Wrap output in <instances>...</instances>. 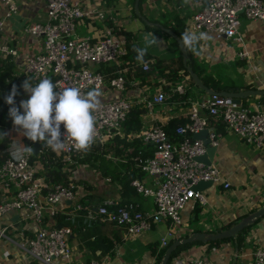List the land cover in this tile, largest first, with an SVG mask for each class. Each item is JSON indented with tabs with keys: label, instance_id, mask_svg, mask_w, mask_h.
<instances>
[{
	"label": "built area",
	"instance_id": "obj_1",
	"mask_svg": "<svg viewBox=\"0 0 264 264\" xmlns=\"http://www.w3.org/2000/svg\"><path fill=\"white\" fill-rule=\"evenodd\" d=\"M42 1L45 2V20L28 23L21 30L22 36L42 37V50L35 55L25 56L22 67L16 73L12 71L17 79V89L21 77L28 76L33 80L52 79L56 91L76 87L82 94H87L108 85L123 94L127 79L121 72L125 68L115 70L116 74L112 75L106 70V66L117 64L127 53L130 39L110 24L104 11L94 12L101 23L97 38L87 33H79L78 21L90 13L80 0ZM197 1L199 7L187 25L189 32H205L215 39L225 37L241 42L239 26L242 17L264 23V0ZM0 7H3V15H0V59L14 62L18 50L5 43L1 35L4 20L18 11V4L15 0H0ZM142 69L145 70L143 65ZM183 91V86L178 84L170 86L168 91L159 89L152 96L127 98L120 95L100 100V107L94 113V141H102L108 131L119 128L133 105L141 104L152 110L155 105L167 101L174 92ZM9 94L6 95L4 91L0 102L6 104ZM211 118L221 122L225 131L233 132L242 141L255 146L264 145V109L238 102L231 97L206 94L190 103L187 119L175 128V136L170 137L159 123H154L142 134V140L156 149L150 157L136 156L135 160L137 166L151 176L154 185L146 186L136 177L131 183L137 191L153 198V209L144 210L136 201L115 203L109 200L97 208L100 220L116 224L131 238L151 230L154 224L164 220L167 229L159 240L157 251L167 247L175 237L176 228L183 223L182 210L186 203L190 200L206 203L204 192L194 189V184L199 180L222 181L217 166L195 159L206 150L202 139L192 137L195 132L206 128L208 144H219L218 132L214 123H210ZM64 137L65 129L61 125V138ZM65 144V149L59 152L47 146L45 151L53 152V159L60 158L64 162L73 163L80 151L73 147L71 140H66ZM32 145L33 142L26 138L22 147ZM31 156L32 153H25L23 160L8 156L0 161V217L8 212L28 209L38 227L32 234L24 237L20 247L39 264L69 263L72 253L69 245L71 227L67 224L45 226L43 214L47 211L51 217L55 216L59 212L60 204L74 201V185L67 182L48 187L44 176L38 174V164ZM228 185L229 182L225 181L224 186ZM46 187L48 190L43 192ZM6 231V226L0 228V237H5ZM86 264L100 262L90 259ZM170 264L209 263L202 256L180 259L175 255ZM252 264H264V245L254 248Z\"/></svg>",
	"mask_w": 264,
	"mask_h": 264
},
{
	"label": "crops",
	"instance_id": "obj_2",
	"mask_svg": "<svg viewBox=\"0 0 264 264\" xmlns=\"http://www.w3.org/2000/svg\"><path fill=\"white\" fill-rule=\"evenodd\" d=\"M15 1L18 4V11L4 20L1 35L5 43L15 46L18 50V56L13 62V73L22 67L25 56L35 55L42 50V37L22 36V27L28 23L44 21L46 18L44 1ZM80 1L90 13L78 21V32L87 33L93 38L99 36V24H101L94 14L96 11H104L108 20L118 30L134 31L143 28L145 24L134 12V8L132 11L134 5V1L131 3L132 0ZM198 7L197 0H189L188 4L183 0H142L139 11L142 15L167 20L174 24L183 23L187 31L191 16ZM0 15H3V7H0ZM239 33L242 36L241 42H232L225 37L214 40L213 36L206 33L211 39L200 41L196 52H193L194 56L228 85L225 90L264 89V23L242 17ZM156 77L151 74L142 81L141 77L131 71L127 74V84L123 94L105 85L98 91L99 100L116 98L120 95L127 98L152 96L161 89L162 85L169 84L165 78ZM190 91L191 95L188 99L180 98L179 95L184 91L177 92L179 94L177 98H170L163 104L155 105L152 110L146 108L141 115L142 129H147L154 123L164 124L173 117L187 118L190 103L206 95L204 91L203 93L194 89ZM18 95L20 99V90ZM240 102L264 109V102L261 101L260 96L245 97ZM215 129L218 132L219 144L210 164L218 167L222 181L212 182L201 189L206 196L205 204L195 200L186 203L182 210L183 223L176 228L174 239L185 237L193 231L213 232L226 228L229 223L236 222L264 204V145L248 144L233 132L225 131L223 127L222 131H218L217 126ZM115 139L108 138L106 134L102 140V144L109 143L106 145L109 149L105 154L106 167L96 170L92 165L93 175L82 177L83 181L77 176L67 174L68 181L74 185L75 200L60 204L59 212L55 216L51 217L47 211L43 214L45 226L64 224L68 221L73 224L72 227L69 225L72 229L69 236L71 258L69 263L64 264H86L90 259H96L100 264H155L156 262V255L152 251L154 248L158 249L159 240L167 229L164 220L154 224L151 230L137 236L139 242L143 244L142 248L146 249L129 258L124 254L123 244L135 237L126 235L124 229L112 222L100 220L97 213L98 206L109 200L115 203L136 201L144 210H152L154 207L153 198L137 191L131 183L132 180L130 185L136 192L132 190L133 193L128 195L117 179H111V176L117 174H127L136 164V156L129 157L131 149L124 141L118 144V147L124 148L122 153H111L110 150L115 149L117 144ZM23 140L24 144L26 138ZM132 140L133 138H126V141ZM45 152L47 151L44 145L37 155L44 156ZM35 162L38 164V174L44 176L40 173L43 170L41 159H35ZM96 165L99 166L97 163ZM135 177L146 186L154 185L151 176L143 171L137 170ZM225 181L229 182L227 187L224 186ZM77 203L80 205L79 208ZM4 226L7 231L5 237H0V264H39L20 247L24 237L32 234L38 227L29 210L23 208L4 214L0 217V228ZM248 227L249 232L240 247L234 239L233 242L226 240L217 244H209L210 241L192 242L182 248L176 257L183 259L202 256L209 264H252L254 248L264 245V216ZM136 245L133 243L134 248Z\"/></svg>",
	"mask_w": 264,
	"mask_h": 264
},
{
	"label": "trees",
	"instance_id": "obj_3",
	"mask_svg": "<svg viewBox=\"0 0 264 264\" xmlns=\"http://www.w3.org/2000/svg\"><path fill=\"white\" fill-rule=\"evenodd\" d=\"M134 0H132L131 3H133ZM141 1H139V9L141 11ZM133 11V6H132ZM144 16L152 22H159L164 27L172 29L180 38L182 33L185 32V25L183 23L174 24L173 22L161 20L159 18H154L151 16H147L144 14ZM174 21V20H173ZM175 22V21H174ZM110 24L112 22L110 21ZM101 26V24H99ZM120 33L125 34L129 39L130 42L127 45V53L118 61L117 64H111L106 66V70H108L112 75L116 74L115 70H121L126 69L125 71H120L122 75H124L125 79H127V74L132 71L135 75L141 77L142 81H145L151 74L157 76L156 78H165L166 81L169 82V84H165L161 86V90L168 91L170 86H176L178 84H181L184 87V92L179 95L177 92H174L170 96V98H177L179 95L182 99H188V97L191 95V89H194L198 92H202L195 83L189 78L188 72L185 70L183 64H182V56L181 52L179 50V46L177 42L166 32H164L162 29H160L158 26H151L143 24V28L130 31V30H118ZM147 33L154 34L155 37L158 38L160 43H158L155 46H152L148 49L147 55L144 57V60L148 64V69L143 70L142 65L139 64L136 60L137 53L133 50L135 47H144V39L143 37ZM188 62L194 72L200 77L202 82L208 86L211 89L222 91L225 90L228 85L225 84L221 78L216 76L213 72L208 70L206 66L197 60V58L194 56V53L192 51H188ZM14 63L9 61L8 59H0V101H1V95L4 91H6L7 94H11V90L13 85H15L16 76L12 74V68ZM102 68L100 67V70ZM106 72V71H104ZM6 77V82H5ZM50 78H53L50 77ZM52 81V79H50ZM22 81V80H21ZM20 81V83H21ZM33 86L35 84L39 83L40 80H33L31 78ZM140 81V83L142 82ZM127 84V80H126ZM19 92V89H17ZM9 94V95H10ZM19 95L17 94L15 97V100L18 99ZM11 106L7 103L0 102V133L6 134L5 137H0V161L3 160L6 157H12L11 155V146L10 141L11 137L8 134L7 128L9 127L8 124L12 125V120L7 116V111ZM145 106L141 104L133 105L127 115L125 122L116 129H112L108 131L106 134H108V138H116L117 144L115 146V149H111L112 154H120L123 152V147H118L120 141H124L126 143V146H130L131 152H129L130 156H139L141 158H147L150 157L153 152L155 151L156 147L145 143L142 141V134L144 132L143 128V122L141 119L142 113L145 111ZM6 118V119H5ZM187 118L183 117H173L169 120H167L163 125V128L167 132V134L172 137L175 136V128L179 124H183L186 121ZM210 123H214V125L217 126L218 131H222L223 124L219 122L218 120H213V118L210 119ZM6 124V127H5ZM8 126V127H7ZM215 126V127H216ZM13 127V126H11ZM217 131V130H216ZM24 138H27L24 136ZM126 138H133L132 141H126ZM103 141H94L91 145L90 149L86 152H81L76 155L79 156L76 161L80 163H86L88 161L91 165L96 167V170L100 169L101 167H106L105 160L107 159L105 154L109 149L106 148V145L108 144H102ZM46 154L42 156L39 155H32L31 159L35 161V159L40 158L43 163V170L40 172L44 175V178L46 182L48 183V187L53 186L57 183H67L68 178L67 174L69 173V169L74 166V163H66L62 161L60 158H56L54 160L51 156L53 155V152H45ZM84 155L80 157V155ZM13 158V157H12ZM54 160V161H53ZM75 161V162H76ZM94 161V162H93ZM136 164L135 166H132V170L128 171L127 174H117L114 175L112 172L111 179H117L118 182H120L122 188H124V191L130 195L132 194V190L136 192L134 187L130 185V181L136 176V171L142 172L140 169V166H137V161L135 160ZM96 163L99 165L97 166ZM69 167V168H68ZM48 187L44 188L43 192H46L48 190ZM233 223V222H232ZM232 223H229L227 226H230ZM64 224L70 225L72 227V223L70 224L69 221L65 222ZM249 232V227L243 228L240 232L236 235L235 242L237 243L238 247H240L242 244H244L245 237ZM229 240L233 242V238H225L221 240H213L210 241L209 244H217L222 241ZM201 243V242H197ZM170 244V242H169ZM168 244V245H169ZM191 243L184 244L178 246L170 255L169 261L167 264H170L171 259L179 253V251L189 246ZM158 246V245H157ZM166 248V247H165ZM165 248L159 249H153V253L156 255V263H159V260L161 258V255L163 254Z\"/></svg>",
	"mask_w": 264,
	"mask_h": 264
},
{
	"label": "clouds",
	"instance_id": "obj_4",
	"mask_svg": "<svg viewBox=\"0 0 264 264\" xmlns=\"http://www.w3.org/2000/svg\"><path fill=\"white\" fill-rule=\"evenodd\" d=\"M185 4L189 0H183ZM144 47H135L136 60L147 70L148 64L144 60L148 49L160 43L152 33L144 37ZM210 37L206 33H195L185 31L181 35V44L186 51L196 52L200 41H206ZM29 93V98L21 101L20 108L15 106V97L18 94L17 87L13 85L11 94L6 97V103L11 105L9 115L14 126L22 130L32 142H42L53 151L65 149L66 140L73 142L77 151L86 152L90 149L96 136L94 113L100 107L99 92L89 91L82 94L76 87H67L56 91V85L50 79H42L39 83L33 84L26 79L22 85ZM61 125L65 129V137L61 138ZM6 134L0 133V137ZM32 147H21L13 145L11 155L16 160H23L24 154H31Z\"/></svg>",
	"mask_w": 264,
	"mask_h": 264
},
{
	"label": "water",
	"instance_id": "obj_5",
	"mask_svg": "<svg viewBox=\"0 0 264 264\" xmlns=\"http://www.w3.org/2000/svg\"><path fill=\"white\" fill-rule=\"evenodd\" d=\"M138 4H139V0H134V5H133L134 12L143 20L145 24L151 26L153 25L158 26L160 29H162L164 32L169 34L177 42L182 56V64L185 70L188 72L189 78H191V80L200 90L204 91L206 94H217V95L231 97L238 102L245 97L260 96L261 101L264 102V89H246L240 91L238 90L217 91L206 86L190 66L188 62V51H186L185 48L182 46L181 38L172 29L164 27L161 23L151 22L147 20L146 17L142 15L141 12L139 11ZM207 133L208 130L204 128L198 132H195L192 135V137L195 139H202L203 142L206 144L205 152L199 156H196L195 159L202 161L205 164H210L211 159L216 151V146L208 144L209 140L207 138ZM43 146L44 144L42 142H35V143L33 142L32 153L34 155H37L38 151ZM211 183H212L211 180H199L196 184H194L193 187L194 189L201 190ZM262 216H264V204L258 207L257 209L249 212L248 214L242 216L239 220H237L232 225L226 228L219 229L213 232L193 231L185 237L173 239L171 240L170 244L165 248L158 264H167L171 253L180 245H184L192 242H209V241L221 240L225 238H233L234 240H236V235L238 232H240L243 228L248 227L251 224L255 223ZM235 247L237 248V245H235Z\"/></svg>",
	"mask_w": 264,
	"mask_h": 264
},
{
	"label": "rangeland",
	"instance_id": "obj_6",
	"mask_svg": "<svg viewBox=\"0 0 264 264\" xmlns=\"http://www.w3.org/2000/svg\"><path fill=\"white\" fill-rule=\"evenodd\" d=\"M108 19V18H107ZM114 25V24H113ZM211 39V38H210ZM212 39H214V38H212ZM214 40H216V39H214ZM229 40V39H228ZM233 42V41H232ZM18 79H20V77H18ZM22 79V81H21V83H20V80ZM21 79L19 80V83H17L18 85H19V90H20V92H21V98L20 99H16L15 100V106L16 107H18V108H20V104H21V101H23V100H25V99H27L28 97H29V93H27L24 89H23V87H22V85H23V83H24V81L26 80V79H29V81L32 83V81H31V78H29L28 76H26V77H21ZM170 99V98H169ZM11 106V105H10ZM250 106H253V105H250ZM12 107V106H11ZM10 109V108H9ZM9 109H8V111H7V116L12 120V118L10 117V115H9ZM20 111H21V113H23V109L22 108H20ZM6 119V118H5ZM11 123H13V120H12V122ZM9 125V127L7 128V131H8V134H9V136L11 137L10 139H11V141H10V146H11V148H12V146L13 145H21L22 146V144H23V138H24V136H23V134L21 133L22 132V130H20V129H18V127L17 126H14V123L12 124V125H10V124H8ZM11 126H13V127H11ZM82 156H84V155H80V157H82ZM77 157H79V156H77ZM77 157H75V159H77ZM76 161V160H75ZM73 162L74 163V166L73 167H71L70 169H69V175H74V176H77V178H80V180L81 181H83V179H81L82 177H85V176H90L91 177V175H93V166L91 165V164H89V162L88 161H86V163H84V164H82V163H80V162H78V161H76V162ZM94 162V161H93ZM69 168V167H68ZM133 243H135V248L133 247ZM142 245L143 244H141L140 242H139V240H138V238L137 237H135L133 240H130V241H126L124 244H123V248H124V254L126 255V256H128L129 258H131V257H133L134 255H135V253L138 255L139 253H140V251H142V250H144V249H146V248H142ZM136 251V252H135ZM157 264V263H156Z\"/></svg>",
	"mask_w": 264,
	"mask_h": 264
}]
</instances>
